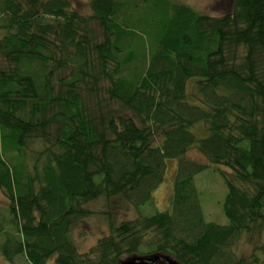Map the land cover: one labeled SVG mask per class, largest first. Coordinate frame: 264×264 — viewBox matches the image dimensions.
<instances>
[{"label":"trees","instance_id":"obj_1","mask_svg":"<svg viewBox=\"0 0 264 264\" xmlns=\"http://www.w3.org/2000/svg\"><path fill=\"white\" fill-rule=\"evenodd\" d=\"M0 30L6 264H264V0L220 16L89 0L86 17L70 0H0ZM192 150L227 170V225L204 221L194 176L208 165ZM167 160L169 210L106 211L108 235L79 252L88 204L152 203Z\"/></svg>","mask_w":264,"mask_h":264},{"label":"rangeland","instance_id":"obj_2","mask_svg":"<svg viewBox=\"0 0 264 264\" xmlns=\"http://www.w3.org/2000/svg\"><path fill=\"white\" fill-rule=\"evenodd\" d=\"M172 2L187 5L200 14L220 16L227 12L231 6V0H171ZM74 9L83 17L89 15V0H70ZM93 34L98 31L94 23H87ZM0 30V35H2ZM186 159L199 164H207V168L194 176V184L198 192L200 208L205 222H212L217 225H227L228 221L222 212V203L226 194V187L220 171H227L221 166H214L199 155L195 150L190 151ZM176 161L167 160L166 169L162 182L153 191L152 203L139 206L134 209L125 203L109 205L103 198H99L90 204L87 209L90 214L79 220L72 231V238L78 251L83 253L91 249L99 239L108 235V222L104 213L109 211L114 223L124 220H132L137 216H152L157 212L169 210V197L173 186L176 171ZM6 202L0 191V215H5ZM111 208V209H109ZM111 210V211H110ZM264 244V232L262 233ZM248 253L249 249L243 250ZM264 261V255L260 256ZM0 257V264H6ZM128 260H123L125 262ZM48 264H54L50 260Z\"/></svg>","mask_w":264,"mask_h":264},{"label":"water","instance_id":"obj_3","mask_svg":"<svg viewBox=\"0 0 264 264\" xmlns=\"http://www.w3.org/2000/svg\"><path fill=\"white\" fill-rule=\"evenodd\" d=\"M140 260H136V259H130L128 261L122 262L121 264H141L140 262H137ZM172 264H177L176 262H171Z\"/></svg>","mask_w":264,"mask_h":264},{"label":"flooded vegetation","instance_id":"obj_4","mask_svg":"<svg viewBox=\"0 0 264 264\" xmlns=\"http://www.w3.org/2000/svg\"><path fill=\"white\" fill-rule=\"evenodd\" d=\"M147 264H169V263L168 262L163 263V262L155 261L153 263H147Z\"/></svg>","mask_w":264,"mask_h":264}]
</instances>
